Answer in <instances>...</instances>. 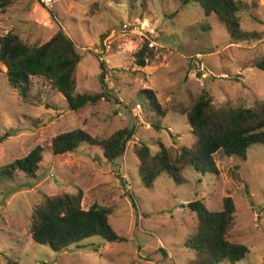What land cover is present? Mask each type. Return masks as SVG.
<instances>
[{"label":"rangeland","instance_id":"rangeland-1","mask_svg":"<svg viewBox=\"0 0 264 264\" xmlns=\"http://www.w3.org/2000/svg\"><path fill=\"white\" fill-rule=\"evenodd\" d=\"M241 1V39L215 14L179 0H59L51 9L37 0H12L0 6V38L13 30L40 46L63 30L81 55L76 94L109 95L73 111L47 80L34 78L24 98L0 63V264H190L194 253L185 244L194 237L198 218L188 203L203 200L220 211L229 195L237 208L229 240L250 250L237 264H264L263 144L249 149L246 162L218 153L217 175L188 168L184 184L164 173L153 188L141 184L133 151L139 141L155 149L162 142L174 156L191 147L194 137L184 113L204 88L218 106L250 107L264 99V71L256 66L264 58V0ZM144 44L155 56L138 67L134 53ZM100 61L108 69L104 80ZM147 89L156 93L164 115L148 105ZM133 126L134 140L117 161L86 144L77 152L52 151L53 138L64 132L82 129L104 139ZM38 145L44 151L35 176L5 172ZM64 193H82L84 209L109 208L114 231L127 240L93 237L60 253L36 243L33 212L46 197Z\"/></svg>","mask_w":264,"mask_h":264},{"label":"trees","instance_id":"trees-1","mask_svg":"<svg viewBox=\"0 0 264 264\" xmlns=\"http://www.w3.org/2000/svg\"><path fill=\"white\" fill-rule=\"evenodd\" d=\"M11 1L0 0V6L6 8ZM179 1L183 6H199L207 16L215 14L233 38H244L240 24L241 0ZM154 56V49L144 44L134 53V60L138 67H146ZM80 61L76 43L63 30L57 31L40 46L29 45L13 30L0 38V63L7 67L10 86L24 98H28L32 90L33 79L43 78L65 97L69 109L73 111H79L88 104L96 105L103 98L109 99L107 93L76 94L75 74ZM256 66L264 71V58ZM100 68L104 80L108 70L104 61H100ZM143 93L147 95L148 105L164 115L156 93L151 89ZM184 114L194 143L191 147L183 148L180 155L174 156L162 142L158 143V149L146 141L135 143L133 151L139 160L140 181L144 187L153 188L164 173L174 178L178 185L184 184V172L188 168L203 175H217L218 153L246 162L249 149L264 145V99L257 100L250 107L218 106L211 92L204 88L193 97ZM154 126L160 129V124ZM135 134V126L120 129L104 139L76 129L54 137L51 146L57 155L77 152L84 144L98 147L103 157L113 162L125 154L127 144L134 140ZM43 151L41 145L36 146L27 156L8 165L5 172L11 174L21 170L35 176L43 160ZM130 196L136 205L134 197ZM188 207L198 218L197 231L185 244L194 253L190 264H237L248 255V246L229 240V233L236 224L237 208L233 196L223 198L220 211L209 209L203 200H194L188 203ZM110 214L109 208L97 204L84 209L82 193L48 196L33 212L31 236L36 243L47 245L58 253L93 237H102L110 243L126 241V237L114 231Z\"/></svg>","mask_w":264,"mask_h":264},{"label":"built area","instance_id":"built-area-1","mask_svg":"<svg viewBox=\"0 0 264 264\" xmlns=\"http://www.w3.org/2000/svg\"><path fill=\"white\" fill-rule=\"evenodd\" d=\"M59 0H37L38 4L44 8L51 9ZM138 108L141 109V105H138Z\"/></svg>","mask_w":264,"mask_h":264}]
</instances>
